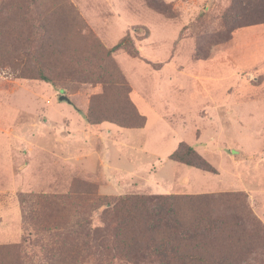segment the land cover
<instances>
[{"label": "rangeland", "instance_id": "obj_1", "mask_svg": "<svg viewBox=\"0 0 264 264\" xmlns=\"http://www.w3.org/2000/svg\"><path fill=\"white\" fill-rule=\"evenodd\" d=\"M157 1L0 0V247L20 245L0 252L15 264H126L104 251L124 194L220 195L222 211L238 193L264 226V24L225 28L230 0ZM118 71L142 127L87 122L104 90L121 119L104 87ZM181 141L214 172L170 159Z\"/></svg>", "mask_w": 264, "mask_h": 264}, {"label": "trees", "instance_id": "obj_2", "mask_svg": "<svg viewBox=\"0 0 264 264\" xmlns=\"http://www.w3.org/2000/svg\"><path fill=\"white\" fill-rule=\"evenodd\" d=\"M156 2L163 5L161 1ZM221 22L230 30L264 24V0H230V5L221 14ZM127 39L124 37L105 50L104 58H109ZM33 63L37 77L51 82L43 73L40 61L34 60ZM117 75L108 79L104 87L120 94L122 105L114 112L121 119H111L106 105L100 104L106 95L104 90L102 94L91 96L87 122L142 127L145 117L130 101L129 86L122 73L118 71ZM137 118L139 122H134ZM176 146L169 155L170 159L201 171L214 172L213 166L192 146L183 141ZM217 196L220 195L124 194L106 203L109 213L104 237L110 247L105 246L104 251L113 252V256L126 264H262L264 226L254 217L246 199L241 201L240 194H231L229 206L222 211L215 201ZM17 247V251L12 252L15 256L20 245H5L0 249L8 251ZM13 258L8 260L6 254L0 252V264H15Z\"/></svg>", "mask_w": 264, "mask_h": 264}, {"label": "water", "instance_id": "obj_3", "mask_svg": "<svg viewBox=\"0 0 264 264\" xmlns=\"http://www.w3.org/2000/svg\"><path fill=\"white\" fill-rule=\"evenodd\" d=\"M58 99H59V100H65V101L70 102V99H69L66 95H64V94H60V95L58 96Z\"/></svg>", "mask_w": 264, "mask_h": 264}, {"label": "crops", "instance_id": "obj_4", "mask_svg": "<svg viewBox=\"0 0 264 264\" xmlns=\"http://www.w3.org/2000/svg\"><path fill=\"white\" fill-rule=\"evenodd\" d=\"M99 125V124H98Z\"/></svg>", "mask_w": 264, "mask_h": 264}]
</instances>
